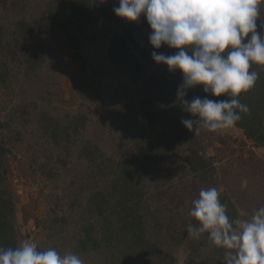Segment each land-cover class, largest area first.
Segmentation results:
<instances>
[{
    "label": "trees",
    "instance_id": "trees-1",
    "mask_svg": "<svg viewBox=\"0 0 264 264\" xmlns=\"http://www.w3.org/2000/svg\"><path fill=\"white\" fill-rule=\"evenodd\" d=\"M43 1L0 0L1 7L18 12L13 28L15 34L10 41L4 42L5 28L0 19V89L9 88L18 81L17 71L9 70L10 63L25 62L27 71L24 70L23 73L29 76L30 72L45 61L44 55L49 49L44 47L43 42H39L44 28L47 27L51 34L62 31L64 40L61 41V48L71 51V58L81 62L83 71L87 67L91 71L92 66L85 63L81 52L82 42L90 37V32L95 33L92 36L97 35L93 40L105 39L108 36L95 28L102 21L115 22L117 26L122 25V32L112 38L107 49L109 62L133 81L141 75L145 76L142 94L135 104L131 96L132 102L128 104L133 113L131 118L143 116L142 121L135 122V128L140 129V132L131 135L130 140L133 142L121 154L114 150L109 154L106 151L105 136L92 122L91 126L96 127L90 132L89 139L84 141V133L90 130L87 113L79 111L61 118L40 110L30 118L31 106L34 109L39 107L34 102H19L9 117L0 119V162L7 152L13 151L11 143L6 142L7 133L15 136L11 142L16 145L23 140V132L19 127H14V124L19 122L24 127L30 122L35 123L34 128L39 138L50 139L54 146L61 148L63 145L64 148L57 156L58 168L51 165L46 170L47 175L54 176L57 180L60 168H67L71 174L66 175L63 188L66 193L58 192L54 197L55 206L60 204V199L68 197L65 199L68 208L57 212L55 209L51 210L47 222V227L59 226L60 238L70 240L67 243L63 240L56 241L54 247L58 253H75L83 260V264H147L145 260H156V264H173V256L168 259L159 258V255L169 251L157 242V237L161 242L169 243L170 240L173 243L171 224L175 221V215H171L172 218L167 216L173 212L171 203L174 199L170 198V203L166 204V201L162 202L165 199L162 195L173 189V196L176 197V188L187 173L215 181V168L205 156V148L196 141L197 132L189 131L181 123L182 119L193 118L183 110L177 99L182 73L179 70L170 72L166 65L153 61L152 52L159 54L163 51L154 49L149 40V43L145 42V46L141 44V39L135 36V26L113 12V8L118 7L114 0H107L106 3H101L100 0H47L41 11ZM37 9L41 15L36 20L33 19L32 23L26 16V11L35 12ZM261 20H264L263 16ZM163 48L168 49L166 55L178 51L167 46ZM56 50L49 51L53 63L59 60V49ZM92 69L94 75L101 73V70L98 72L97 69ZM250 71L258 72L259 79L251 90L238 97L250 111L241 113L242 118L235 126L243 131L247 139L264 148V66L253 64ZM78 77L84 79L82 75H75L73 78ZM83 85H90L87 79L83 80ZM127 95H131V90H127ZM205 96L209 99H227L224 96L206 94L203 86L199 85L187 90L185 99L190 101L195 97ZM182 142L188 143L185 160L181 165L183 175L178 177L179 174L175 172L165 171L164 176L157 170L158 164L175 153ZM75 151H78L76 155ZM43 168H47L45 163L40 165V169ZM3 174L5 175L0 170V248L7 249L19 246V238L14 227L15 203L6 187L2 186L5 183ZM219 199L226 206V214L238 222V212L229 194L220 191ZM176 207L177 205L175 209ZM74 211L78 213L74 214ZM193 222L199 224L195 218ZM164 223L168 224L164 226ZM159 227H165L168 231L165 229L164 234ZM157 233L163 235L158 236ZM168 236L171 238H167ZM224 255L225 249L220 258H224ZM217 263L223 264V261ZM183 264L207 263L191 258Z\"/></svg>",
    "mask_w": 264,
    "mask_h": 264
},
{
    "label": "rangeland",
    "instance_id": "rangeland-1",
    "mask_svg": "<svg viewBox=\"0 0 264 264\" xmlns=\"http://www.w3.org/2000/svg\"><path fill=\"white\" fill-rule=\"evenodd\" d=\"M114 1L117 3V0ZM46 2L47 0H44L41 3V11ZM17 13L10 8L0 6V19H2L5 28L4 42L10 41L14 37L13 28ZM40 15L39 9L35 12L26 11V16L32 23L33 19L36 20ZM261 16L264 18V13ZM116 24L115 22H100L95 30L102 31L108 37L93 40L97 35L92 36L95 33L90 32V37L82 42L81 52L85 63L90 64L98 72L101 70V73L97 72V75H94L92 68L91 71L88 67L86 71H83L80 67L81 62L71 58V51L68 48H61V41L64 40L62 31L51 34L47 27L44 28L39 42H43L44 47H47L49 51L54 50L55 52L56 49H59V60L53 63L52 55L50 56V52L46 50L45 61L33 72H30L29 76L23 73L24 70L27 71L25 62L10 63L9 70L17 71L18 81H15L9 88L2 87L0 89V119L5 120L9 117L19 102H27V104L34 102L39 107L34 109L33 105L31 106L29 109L30 118H33L40 110L61 118L67 114L73 115L81 111L87 113L90 119V130L88 129L84 133V141L89 139L92 129L98 126L99 132L107 140L106 151L109 154L113 150L120 154L125 151L128 144L133 142L130 140L131 135L134 132H140V129L135 128V122L142 121L143 116L138 115L136 118H131L133 113H131L128 104L132 102L131 96L135 104L137 98L142 94L145 76L141 75L136 81H133L131 77L119 72L114 64L109 62L107 49L112 43V38L122 32V25L117 26ZM131 24L135 26V36L141 39V44L143 43L142 45L145 46V42L149 43L151 29L146 18L142 16ZM163 47L165 46L158 50L165 54L168 49ZM75 75H82L90 85L84 86V79H79V77L74 79ZM127 90H131L130 96L127 95ZM91 122L96 126H91ZM17 123L14 124V127H19L23 132V140L16 145L11 142L15 136L7 133L6 142L11 143L13 151L7 152L2 157L0 170L5 173V175L3 174L5 183L2 186L6 187L15 203L14 227L19 238V245L24 242H34L40 250L55 248L57 240H63L66 243L70 240L60 238L59 226L47 227V222L51 210L55 209L57 212L68 208L65 205V199L68 197L60 199V204L57 206H55L54 197L58 192H65L63 188L67 180L66 175L70 176L71 174L67 168H60L57 172L59 176L55 180L54 176L47 175L46 170L51 165L58 168L57 156L64 151V148H62L63 145L61 148L54 146L50 139L39 138L34 128L35 123L30 122L24 127L19 122ZM195 138L205 148L203 152L215 168L213 173L215 181H208L187 173L176 188L178 190L176 197L173 196V189L168 190V194L162 195L165 199L161 200L162 202L166 201V204L170 203V198L174 199L171 203L173 212L168 213L167 216L172 218L171 215H175V221L171 224L173 243H170V240H168L170 244L161 242L157 237V242L169 251L159 255V258L168 259L173 256L175 261L173 264H183L191 258L207 264H218L217 262L224 260V258H220L223 249L216 246L206 233L202 234L199 239H194L187 231L189 226H198L194 224V218L189 215L193 207L192 202L198 198L201 189L215 187L219 192H227L234 202L239 219L237 224L251 219L254 211L264 206V148L247 139L243 131L236 126L216 132L201 128L195 134ZM8 146L6 145V147ZM187 147L188 143L182 142L175 153L158 164L157 170L164 176L165 171L175 172L179 174L178 177L182 176L181 165L185 160ZM77 153L78 151L74 152L75 155ZM44 163L47 168L40 169V165ZM244 180H247L246 187H242ZM151 184L154 185V183ZM175 205H177L176 209ZM76 212L74 211V214L80 211ZM160 218L162 219V217ZM167 224L164 223V226ZM158 229L162 230L164 234L165 229L168 231L165 227ZM71 230L70 228V233ZM163 233H157V235L160 236L159 234L163 235ZM145 261L147 264L157 263L156 260Z\"/></svg>",
    "mask_w": 264,
    "mask_h": 264
},
{
    "label": "clouds",
    "instance_id": "clouds-1",
    "mask_svg": "<svg viewBox=\"0 0 264 264\" xmlns=\"http://www.w3.org/2000/svg\"><path fill=\"white\" fill-rule=\"evenodd\" d=\"M117 3L113 8L116 16L130 22L146 18L154 49L167 46L178 50L172 55L153 51L151 56L170 72L182 73L177 99L193 117L181 121L189 131L229 129L241 120V113L250 111L238 97L259 79L258 72L250 71L252 65L264 66V0ZM198 85L206 94L227 99H185L187 90ZM246 186L244 180L242 187ZM219 197L215 187L200 190L189 212L199 224L188 227L189 235L199 239L206 233L216 246L225 249L223 264H264V206L256 209L251 219L237 224L226 214ZM0 264H83V260L75 253L61 255L55 248L40 250L34 242H24L15 248H0Z\"/></svg>",
    "mask_w": 264,
    "mask_h": 264
}]
</instances>
